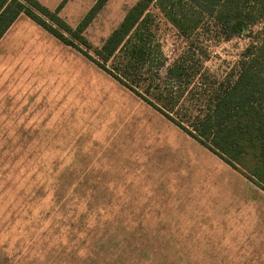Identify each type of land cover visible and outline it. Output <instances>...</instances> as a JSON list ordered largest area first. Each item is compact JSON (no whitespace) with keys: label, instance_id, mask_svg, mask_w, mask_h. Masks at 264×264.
I'll return each instance as SVG.
<instances>
[{"label":"rangeland","instance_id":"1","mask_svg":"<svg viewBox=\"0 0 264 264\" xmlns=\"http://www.w3.org/2000/svg\"><path fill=\"white\" fill-rule=\"evenodd\" d=\"M63 1L43 0L53 12ZM137 1L109 0L84 31L91 48L77 43L97 58L95 50ZM96 2L67 0L59 15L75 29ZM150 12L159 22L153 44L160 52L155 50L153 68L147 65L143 73L159 69L161 81L153 83L152 91L172 89L178 101L173 117L189 127L194 116L204 113L209 96L236 79L242 54L261 39L263 25L226 41L215 21H204L185 38L156 6ZM117 59L106 66H120ZM179 62L185 63L189 81L167 78L168 67ZM148 84L143 81L142 89ZM232 169L36 23L18 22L0 46V239L1 217L13 199V186L30 182L33 170H41L39 180L59 183L63 195L82 202L80 212L94 216L92 223L100 233L112 235L92 257L82 251V260L73 264H214L217 258L223 262L215 234L212 240L208 234L203 244L188 240L181 216L185 210H198L199 205L188 204L200 199L204 189L207 196L211 182L246 178L237 170L234 176ZM85 202L91 206L88 212ZM244 205V199L233 198L222 202L220 211L240 208L233 212L239 216L245 213ZM41 249L38 243L21 264H72L64 256L51 263L35 258ZM8 251H16L15 246Z\"/></svg>","mask_w":264,"mask_h":264},{"label":"trees","instance_id":"2","mask_svg":"<svg viewBox=\"0 0 264 264\" xmlns=\"http://www.w3.org/2000/svg\"><path fill=\"white\" fill-rule=\"evenodd\" d=\"M66 1L53 12L38 0H0V42L22 15L28 16L264 190V0H138L95 50L97 58L82 49L81 45L91 48L83 34L109 0H97L75 29L59 15ZM153 5L185 38L204 21H215L226 41L242 36L253 25H263L261 39L242 54L236 79L209 96L204 113L194 116L189 127L173 117L178 101L172 89L152 91L153 83L161 81L159 69L143 73L147 65L153 68L155 50L160 52V46L153 44L159 29L150 12ZM116 57L120 66L108 68L106 63ZM187 72L185 63L179 62L168 67L167 78L181 83ZM143 81H149L145 89ZM40 172L33 170L30 182L13 186V199L1 217L0 261L21 264L38 243L42 249L34 257L49 263L64 256L73 264L82 260L83 252L92 257L94 249L105 239L107 244L112 235L100 233L92 223L94 216L80 212L82 202L63 195L59 183L39 180ZM85 207L90 211L89 202ZM11 245L16 251L9 254Z\"/></svg>","mask_w":264,"mask_h":264},{"label":"crops","instance_id":"3","mask_svg":"<svg viewBox=\"0 0 264 264\" xmlns=\"http://www.w3.org/2000/svg\"><path fill=\"white\" fill-rule=\"evenodd\" d=\"M38 1L45 6L43 0ZM23 20L36 23L28 16L22 15L7 34L18 22ZM7 34L1 40L0 46H2ZM232 171L234 172L233 175L237 176L235 169H232ZM228 182H236V184L231 185ZM211 183V191H208L207 196H203L204 189L199 197L200 199L191 200V203L188 204L194 208L199 205L198 210L191 214L185 210L181 216V223L186 228L187 239L190 238L191 241L203 244L204 241L209 239L208 234H210L211 240L216 237L214 240L222 245H218L217 249L222 250L225 257L223 262L220 258H217L214 264H264V190L247 178L240 176L232 179H217V181ZM235 185L242 189L237 188L236 190ZM192 196L196 199L192 194H189L188 198L191 199ZM252 197L255 198L254 204L252 203ZM233 198L244 199V207H247L243 209L244 214H239V216L233 214L234 211H239L240 208H238L239 210L231 208V213L227 212L225 214L220 211L222 202ZM238 219L243 221L239 222ZM214 234L215 237H213Z\"/></svg>","mask_w":264,"mask_h":264}]
</instances>
